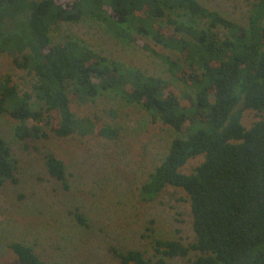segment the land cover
<instances>
[{"label": "trees", "instance_id": "16d2710c", "mask_svg": "<svg viewBox=\"0 0 264 264\" xmlns=\"http://www.w3.org/2000/svg\"><path fill=\"white\" fill-rule=\"evenodd\" d=\"M87 16L116 37L140 43L193 93L110 58L79 38L53 42L54 25ZM201 18L208 20L207 27L197 24ZM10 20L14 25L7 29ZM6 51L17 68L36 77L33 91L20 93L10 73L0 74V115L9 113L18 121L16 135L22 140L47 137L44 126L59 137L76 132L118 137L116 128L74 113L70 87L83 101L118 91L154 120L184 133L173 139L142 185L141 197L155 200L168 185L183 189L195 240L155 238L153 259L140 249L112 246L121 264H171L168 259L177 257H188L190 264H264V119L250 127L242 121L246 109L264 113V0L253 4L246 24L198 0H0V56ZM198 156L204 159L184 171ZM45 162L49 174L67 188L65 161L48 152ZM7 179L17 182L16 161L0 135V183ZM74 214L79 223H87L82 213ZM10 247L17 264H50L29 245L13 242Z\"/></svg>", "mask_w": 264, "mask_h": 264}, {"label": "rangeland", "instance_id": "374dc122", "mask_svg": "<svg viewBox=\"0 0 264 264\" xmlns=\"http://www.w3.org/2000/svg\"><path fill=\"white\" fill-rule=\"evenodd\" d=\"M210 9L242 24L258 0H198ZM186 20L182 11L173 15ZM197 24L208 26L201 18ZM14 21L6 23L11 29ZM222 36L228 34L220 27ZM53 42L72 36L94 50L147 74L170 80L180 89L192 92L175 79L165 63L136 41L120 39L100 21L84 17L76 22H61L51 29ZM152 43L151 39L135 33ZM158 51L171 53L156 46ZM10 73L20 93L33 91L34 74L17 68L13 55L0 56V74ZM70 107L78 117L90 116L98 126H111L118 137L111 139L91 132L59 137L44 126L47 137L22 140L16 135L18 121L9 113L0 115V135L11 146L16 161L17 182L0 183V264H17L18 257L10 245L21 242L50 264H121L111 251L136 248L149 259L154 258L155 238L179 239L185 244L195 240L193 216L187 193L168 185L151 201L141 197V187L151 172L162 162L175 137L184 133L175 130L139 104L128 101L115 90L103 91L94 99H78L73 88L68 90ZM34 105L37 99L34 97ZM264 119V113L246 109L243 124L250 127ZM52 152L63 159L68 187L51 176L46 155ZM203 156L191 159L183 170L191 172ZM87 221L81 224L75 212ZM192 253L190 257H194ZM171 264H190L188 257L168 259Z\"/></svg>", "mask_w": 264, "mask_h": 264}]
</instances>
